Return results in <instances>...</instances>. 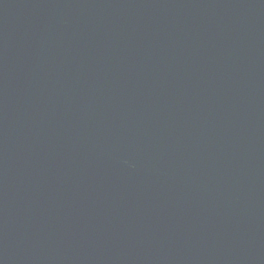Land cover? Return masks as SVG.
<instances>
[{
    "label": "water",
    "instance_id": "obj_1",
    "mask_svg": "<svg viewBox=\"0 0 264 264\" xmlns=\"http://www.w3.org/2000/svg\"><path fill=\"white\" fill-rule=\"evenodd\" d=\"M0 264H264V0H0Z\"/></svg>",
    "mask_w": 264,
    "mask_h": 264
}]
</instances>
